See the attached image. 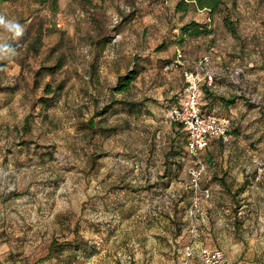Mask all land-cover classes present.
Returning <instances> with one entry per match:
<instances>
[{"label": "rangeland", "instance_id": "obj_1", "mask_svg": "<svg viewBox=\"0 0 264 264\" xmlns=\"http://www.w3.org/2000/svg\"><path fill=\"white\" fill-rule=\"evenodd\" d=\"M178 1L0 3V15L25 28L18 40L0 29L16 49L0 59L5 264H177L191 243L232 264L264 261V0H223L215 13L180 12ZM193 21L211 32L185 34ZM203 55L215 73L202 81L204 108L233 125L228 141L193 157L169 110ZM130 69L137 79L115 92Z\"/></svg>", "mask_w": 264, "mask_h": 264}, {"label": "built area", "instance_id": "obj_2", "mask_svg": "<svg viewBox=\"0 0 264 264\" xmlns=\"http://www.w3.org/2000/svg\"><path fill=\"white\" fill-rule=\"evenodd\" d=\"M210 61V56L203 55L196 69L186 72L185 94L169 110L170 118L178 122L186 131L187 149L192 156H198L200 151L207 148L211 140L216 137L229 139L231 118L218 111L215 106L204 108L202 102V81L205 79L212 82L215 76L214 72L207 69ZM193 173L194 184L198 186L202 170L195 169ZM202 191L204 195L209 196V189ZM193 259H198L202 264H232L223 250L210 246L197 247L192 243L186 245L183 256L177 264H192ZM0 264H5L1 258ZM253 264H264V261Z\"/></svg>", "mask_w": 264, "mask_h": 264}, {"label": "trees", "instance_id": "obj_3", "mask_svg": "<svg viewBox=\"0 0 264 264\" xmlns=\"http://www.w3.org/2000/svg\"><path fill=\"white\" fill-rule=\"evenodd\" d=\"M7 1H10V0H0V3L7 2ZM81 1L84 3H92V0H81ZM39 2L41 4H48L52 9H57L59 6L60 0H39ZM222 4H223V0H179L176 5V9L177 11H180V12H187L191 7H195L197 9L208 10L212 13H215L216 11L219 10ZM183 31L185 34H190V35L209 34L211 32V30L208 29L206 24H202L196 21L187 23L185 26H183ZM55 68L56 66H53L48 69H50L51 71H54ZM138 75H139V71L137 69H130L128 70L126 74L120 75L119 80L116 86L114 87V91L121 93V92L129 90L131 83L137 79ZM210 95H211V92H210ZM210 97H212L211 98L212 101L220 100V103L226 106H230V100L226 99L225 96L212 93ZM116 102L125 103L128 106H130L132 109H138V110L140 109V111L142 109V105L139 102L126 101L123 99L116 100ZM104 111L105 110H101L99 113L102 114L104 113ZM225 115L229 116L228 114H225ZM90 124L92 126V129L96 131V123L93 120H91ZM232 125H233V121L231 118V128L229 131V137L232 134ZM186 139H187V133H186ZM214 140H219L221 142H224V141H228L229 139L225 140L224 137H216L212 139L211 142ZM187 153L189 154L188 149H187ZM198 156H193V157H198ZM218 181H220L223 184V188L225 189L227 193L228 192L230 194L233 193L234 195L237 192V190L234 189V183H228L227 176L218 177Z\"/></svg>", "mask_w": 264, "mask_h": 264}, {"label": "clouds", "instance_id": "obj_4", "mask_svg": "<svg viewBox=\"0 0 264 264\" xmlns=\"http://www.w3.org/2000/svg\"><path fill=\"white\" fill-rule=\"evenodd\" d=\"M0 29L9 33L12 39H19L24 35L25 28L15 19H9L0 15ZM16 54V49L12 48L9 43L0 40V59L10 58Z\"/></svg>", "mask_w": 264, "mask_h": 264}, {"label": "crops", "instance_id": "obj_5", "mask_svg": "<svg viewBox=\"0 0 264 264\" xmlns=\"http://www.w3.org/2000/svg\"><path fill=\"white\" fill-rule=\"evenodd\" d=\"M228 183H230V180H228ZM218 186L219 187H223V184L220 182V181H218ZM228 195H230V193L228 192L227 193ZM138 242V244H139V242H141V241H139V240H137ZM199 246H203V245H199ZM138 250H139V248H138ZM149 253H151L150 251H148V250H146V254H147V256L149 255ZM144 256V253H143V251H141V253H139L138 252V257H143ZM142 260H143V258H141V260H135V264H141V262H142ZM198 260V259H197ZM197 260H192V264H196V261ZM199 261V260H198ZM200 262V261H199ZM200 264H202L201 262H200Z\"/></svg>", "mask_w": 264, "mask_h": 264}]
</instances>
